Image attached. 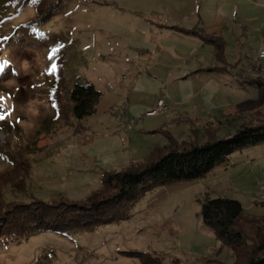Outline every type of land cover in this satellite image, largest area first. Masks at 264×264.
<instances>
[{"label":"rangeland","instance_id":"1","mask_svg":"<svg viewBox=\"0 0 264 264\" xmlns=\"http://www.w3.org/2000/svg\"><path fill=\"white\" fill-rule=\"evenodd\" d=\"M35 1L16 14V0H0V173L13 166L11 156L30 163L27 192L8 185V200H84L102 186L105 171L143 160L153 145L167 142V131L203 141L207 123L220 117L216 133L223 137L264 107V96L249 99L258 90L229 72L196 71L221 65L213 45L168 27L209 34L223 21L228 62L244 60L235 70L264 76L252 68L262 61L264 0H54L47 21L29 24ZM58 62L67 107L69 90L88 80L103 92L96 113L61 114L52 96ZM160 99L168 108L148 114ZM206 192L240 200L250 216L264 214V144L236 151L203 179L146 192L124 219L0 241V264L231 263L230 249L216 253L220 241L200 217ZM262 223L244 226L254 235Z\"/></svg>","mask_w":264,"mask_h":264},{"label":"trees","instance_id":"2","mask_svg":"<svg viewBox=\"0 0 264 264\" xmlns=\"http://www.w3.org/2000/svg\"><path fill=\"white\" fill-rule=\"evenodd\" d=\"M31 1L16 0V14ZM53 1L36 0L37 15L29 24H42L47 21L51 17L50 6ZM168 27L199 37L203 42L213 45L215 57L222 65L204 68L202 71H229L241 85L255 87L264 92L263 75H248L235 70L240 60L236 63L228 62L225 56L226 42L222 36L206 34L197 27ZM55 77L52 96L57 106L61 107L62 115L66 116L70 112L76 118L82 119L97 112L103 92L97 89L94 82L87 80L76 83L69 90L71 106L67 107L65 95L62 93L66 89L62 63L58 62ZM218 118L207 123L203 141L196 135L189 140H178L167 131L166 143L153 145L143 160L133 162L126 168L105 171L101 178L102 186L80 201L60 195L51 200L36 196H32L29 201L8 200L4 194L8 185L20 193L27 192L30 171L28 159H17L10 155L9 160L13 162V166L0 173V241L11 244L42 232L65 234L90 230L101 224L124 219L133 204L146 192L159 186L203 179L219 166L226 164L236 151L264 144V107L243 116L235 132L223 137L216 133V126L221 119ZM234 119L239 121L241 118ZM234 119H228V122L233 124ZM200 217L220 241L216 253L219 255L224 248L232 252L231 263L215 259L212 261L218 264H264V229L259 226L258 231L251 235L244 226L249 223L260 225L264 217L248 215L238 199L230 196L211 197L207 192L201 202ZM125 254L131 255L133 252ZM152 262L161 264L159 260Z\"/></svg>","mask_w":264,"mask_h":264},{"label":"crops","instance_id":"3","mask_svg":"<svg viewBox=\"0 0 264 264\" xmlns=\"http://www.w3.org/2000/svg\"><path fill=\"white\" fill-rule=\"evenodd\" d=\"M152 25V24H151ZM161 26H159L158 28L160 29V32H162V30H165V29H161L160 28ZM170 30V29H169ZM172 30V29H171ZM175 31V30H174ZM224 31H225V24H223V21H221V24H216V26H212L211 27V30H208L207 31V33H209V35H224ZM181 33V32H180ZM187 35V34H186ZM189 36V35H188ZM190 36H193V35H190ZM196 37V36H195ZM197 38H199V37H197ZM200 39V38H199ZM244 63V60L243 61H240V64H243ZM222 65V64H221ZM203 69V68H202ZM199 70H201V68L200 69H196V71H199ZM209 72H218V71H209ZM224 72V71H223ZM227 72H229V71H225L224 73H227ZM219 73H222V72H219ZM229 74L237 81V79L233 76V74L232 73H230L229 72ZM238 82V81H237ZM239 83V82H238ZM240 84V83H239ZM241 85V84H240ZM241 86H243V85H241ZM243 87H249V86H243ZM251 88H255V87H251ZM255 89H257V88H255ZM258 90V89H257ZM262 91H260V90H258V93H250V95L251 96H248L249 97V99H250V97L251 98H253L254 96V99L255 98H261V96L263 95L264 96V92L263 93H261ZM215 170H217V168L215 169ZM215 172V171H214ZM218 196H228V195H226V194H219ZM240 201V200H239ZM244 207V206H243ZM244 210H245V207H244ZM248 214V213H247ZM248 215H251V214H248ZM252 216H255V217H264V214H259V215H252ZM261 225H263L264 226V223H262ZM264 228V227H263ZM211 263H214V264H218V262H211Z\"/></svg>","mask_w":264,"mask_h":264},{"label":"built area","instance_id":"4","mask_svg":"<svg viewBox=\"0 0 264 264\" xmlns=\"http://www.w3.org/2000/svg\"><path fill=\"white\" fill-rule=\"evenodd\" d=\"M259 58L260 60V63L259 64H255V65H252V68L255 72H264V48L261 49V51L259 52ZM124 108H127L126 106ZM168 108L167 104H166V101L164 99H160L156 105V107L149 111L148 114H156V113H160V112H164L166 109ZM133 123V121H132ZM260 200L261 202H264V193L260 195Z\"/></svg>","mask_w":264,"mask_h":264},{"label":"snow or ice","instance_id":"5","mask_svg":"<svg viewBox=\"0 0 264 264\" xmlns=\"http://www.w3.org/2000/svg\"><path fill=\"white\" fill-rule=\"evenodd\" d=\"M55 68H56V66L53 64L52 65V70L54 71ZM2 71H3V68L0 67V72H2ZM3 99H4L3 97H0V100H3ZM0 107H2V105H0ZM4 119H5V115L3 113H0V120H4Z\"/></svg>","mask_w":264,"mask_h":264}]
</instances>
